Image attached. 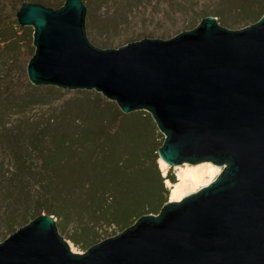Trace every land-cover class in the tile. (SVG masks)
Returning a JSON list of instances; mask_svg holds the SVG:
<instances>
[{"label": "water", "instance_id": "water-1", "mask_svg": "<svg viewBox=\"0 0 264 264\" xmlns=\"http://www.w3.org/2000/svg\"><path fill=\"white\" fill-rule=\"evenodd\" d=\"M42 2L17 13L34 28V85L95 90L124 113L146 110L166 135V163L225 166L209 186L85 253L44 213L0 241V264H264V14L236 30L208 16L175 36L120 45L92 41L82 0Z\"/></svg>", "mask_w": 264, "mask_h": 264}, {"label": "trees", "instance_id": "trees-1", "mask_svg": "<svg viewBox=\"0 0 264 264\" xmlns=\"http://www.w3.org/2000/svg\"><path fill=\"white\" fill-rule=\"evenodd\" d=\"M82 1L88 9L86 28L91 29L96 21L91 10L95 3ZM217 1L213 11L201 9L195 14L201 19L214 17L221 26L233 30L257 22L264 14V0ZM54 3L43 0L40 4L57 7ZM17 24L0 21V36L13 37L8 43L11 50L17 43ZM97 24L104 31L119 25L103 19ZM45 88L48 92L57 89L53 85ZM77 92L89 97L70 106L72 114L67 118L32 122L31 129L9 132L7 143L15 171L7 176L6 184L0 181V192L12 207L8 212L21 206L23 221L35 218L32 212L37 209L56 217L60 227L74 216L78 231L71 241L86 248L96 243L98 230L108 226L123 230L143 215L158 214L169 190L157 162H150L163 138L151 114L146 110L124 113L99 92ZM29 97L31 102L35 97L42 101L49 96L38 93ZM168 179L175 182L171 174ZM10 213L5 222L13 230L16 221Z\"/></svg>", "mask_w": 264, "mask_h": 264}, {"label": "rangeland", "instance_id": "rangeland-1", "mask_svg": "<svg viewBox=\"0 0 264 264\" xmlns=\"http://www.w3.org/2000/svg\"><path fill=\"white\" fill-rule=\"evenodd\" d=\"M44 1L64 3L66 0ZM92 1H94L95 4L93 5V9H91L93 12H91L96 19L95 24H93L90 29L92 41L120 45L136 41V38L175 36L183 31L196 27L202 19L195 13L199 12L201 9L213 11L218 2L217 0ZM25 2H30V0H0V21L5 23L17 22V13ZM102 19L106 22L111 21L119 25L109 27L107 31H104V29H101V25L97 24V22ZM22 28L24 27L18 24L14 26L16 35L15 41L17 40V43L16 46H13V50L8 47V43L12 41L13 37L11 35L6 37L0 36V169L2 170L0 181L2 180L3 184H6L7 176H10V174L15 171L14 156L7 143V135L9 132L31 129L32 122L43 123L49 119L57 120L58 117L67 118L72 114V107L69 108L70 106L78 100L89 97L88 94L78 93L75 89H63L57 86H53L57 89L53 91L49 90L48 92L45 87L52 85H34L30 81L27 73V66L35 53V46L33 45L34 28L31 26H25L24 29ZM87 91L98 93L95 90ZM38 93L48 95L49 97H45L42 101L38 100L36 97L34 98L36 101L33 99L31 102L27 101L30 98V94L37 96ZM94 93L92 95H94ZM21 125H23V129ZM165 137L166 135H163L161 141L162 145ZM154 139V141H159L158 138ZM150 157L151 163H153L154 160L157 162L161 175L165 179V187L169 190L166 203L170 201L169 193L172 185L177 182V167H185L186 165L195 166L207 162L214 164L207 160L195 164L181 162L176 165L167 164L168 167L162 170L159 165L160 157L158 152L152 154ZM33 159L36 160L37 156L33 157ZM214 165L219 166L221 168V173L223 172L224 164ZM170 174L174 177V183L168 179ZM220 174L218 176H220ZM2 194L1 190L0 241H3L10 234L34 219L30 217L27 218L26 221H23L22 219L25 217L21 216L24 214L21 206L18 210L15 207L13 212H8L7 209L12 210V207L10 209V202L3 200ZM9 213L13 215L16 221L13 230H9L5 222V215ZM44 213H46L44 210L38 209L32 212L35 218ZM77 224V220L74 216H71L69 221L63 224L70 240L71 236H74L78 231ZM123 230L118 226H108L102 230H98L96 243L113 237ZM72 244V252L85 253L89 248H85L83 245H77L73 242Z\"/></svg>", "mask_w": 264, "mask_h": 264}, {"label": "bare ground", "instance_id": "bare-ground-1", "mask_svg": "<svg viewBox=\"0 0 264 264\" xmlns=\"http://www.w3.org/2000/svg\"><path fill=\"white\" fill-rule=\"evenodd\" d=\"M167 164L162 158L159 159V165L162 170L168 167ZM177 170V182L170 189V200H182L191 193L209 186L221 173L219 166L208 162L195 166H179Z\"/></svg>", "mask_w": 264, "mask_h": 264}]
</instances>
